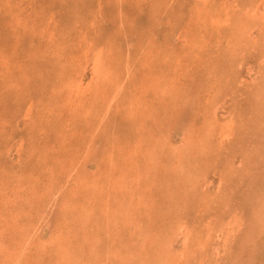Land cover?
Returning a JSON list of instances; mask_svg holds the SVG:
<instances>
[{
  "label": "rangeland",
  "instance_id": "obj_1",
  "mask_svg": "<svg viewBox=\"0 0 264 264\" xmlns=\"http://www.w3.org/2000/svg\"><path fill=\"white\" fill-rule=\"evenodd\" d=\"M263 72L264 0H0V264H264Z\"/></svg>",
  "mask_w": 264,
  "mask_h": 264
},
{
  "label": "bare ground",
  "instance_id": "obj_2",
  "mask_svg": "<svg viewBox=\"0 0 264 264\" xmlns=\"http://www.w3.org/2000/svg\"><path fill=\"white\" fill-rule=\"evenodd\" d=\"M34 1V0H33ZM166 1V0H165ZM211 1V0H210ZM170 3V2H169ZM205 2H203V4H204ZM225 3V2H224ZM209 4H210V2H209ZM172 5V4H171ZM170 5V6H171ZM176 5V4H175ZM182 5V4H181ZM204 5H206V4H204ZM210 5H212V4H210ZM225 5V4H224ZM228 5V4H227ZM13 6V5H12ZM185 6V5H184ZM183 6V7H184ZM164 7V6H163ZM199 7V6H198ZM206 7V6H205ZM237 7V6H236ZM10 9V8H9ZM36 9V8H35ZM206 9V8H205ZM248 9V8H247ZM254 10V9H253ZM173 11H174V9H173ZM184 11V10H183ZM222 12V11H221ZM229 12V11H228ZM46 14V13H45ZM100 15V14H99ZM62 16V15H61ZM212 16V15H211ZM174 17V16H173ZM213 17V16H212ZM219 17V16H218ZM241 17V16H240ZM19 18V17H18ZM94 18V17H93ZM109 18V17H108ZM32 19V18H31ZM107 19V18H106ZM33 20V19H32ZM44 21V20H43ZM48 21V20H47ZM65 21V20H64ZM221 21V20H220ZM238 21H239V18H238ZM241 21V20H240ZM217 22H218V20H217ZM54 23V22H53ZM39 24V23H38ZM25 25V24H24ZM237 25V24H236ZM130 26V25H129ZM92 27V26H91ZM229 27V26H228ZM240 27V26H239ZM43 28V27H42ZM123 28V27H122ZM44 30V29H43ZM241 30V29H240ZM228 32V31H227ZM239 37V36H238ZM52 38V37H51ZM56 38V37H55ZM194 38V37H193ZM241 38V37H240ZM189 44V43H188ZM48 53V52H47ZM55 56V55H54ZM100 57V56H99ZM187 57V56H186ZM119 58H121V57H119ZM101 59H98L97 61V63H99V61H100ZM151 60V59H150ZM36 62V61H35ZM58 63V62H57ZM76 64V63H75ZM98 67H96V68H99L100 67V65H97ZM126 66V65H125ZM130 66H132V65H130ZM64 67V66H63ZM127 68V67H126ZM36 69V68H35ZM31 70V69H30ZM32 71V70H31ZM70 71V70H69ZM33 72V71H32ZM264 73V72H263ZM262 73V74H263ZM128 74V73H127ZM105 75H108L107 73L105 74ZM113 75V74H112ZM128 76V75H127ZM159 77V76H158ZM101 78H103L102 76H101ZM100 78V79H101ZM110 78V77H109ZM112 78V77H111ZM111 78H110V81H111ZM115 78H117V77H115ZM119 78V77H118ZM44 79V78H43ZM107 79V78H106ZM154 79V78H153ZM31 80H32V78H31ZM102 80V79H101ZM113 80V79H112ZM159 80V79H158ZM46 81V80H45ZM114 81H116V79L114 80ZM155 81V80H154ZM168 81V80H167ZM104 82V81H103ZM109 82V81H108ZM152 82V81H151ZM166 81L164 80V83H165ZM117 83V82H116ZM104 84H105V82H104ZM111 84H112V82H111ZM107 85V84H106ZM166 85V84H165ZM71 86V85H70ZM109 86H111V85H109ZM122 86H124V85H121V84H119V88H122ZM144 86H145V84H144ZM74 87V86H73ZM98 87H100V85L98 84ZM105 87H107V86H105ZM63 88V87H62ZM66 88H68V87H66ZM118 88V87H117ZM136 89V88H135ZM146 89V88H145ZM88 90V89H87ZM264 90V89H263ZM136 91V90H135ZM157 91V90H156ZM40 92V91H39ZM83 92V91H82ZM92 92V91H91ZM95 92V91H94ZM116 92V91H115ZM114 92V95H116L117 93H115ZM150 92V91H149ZM93 93V92H92ZM139 93V92H138ZM141 93V92H140ZM258 93V92H257ZM260 93V92H259ZM258 93V94H259ZM84 94H86V93H84ZM94 94V93H93ZM96 94V93H95ZM144 94V93H143ZM262 94V93H261ZM78 95V94H77ZM103 95V94H102ZM137 95V94H136ZM19 96V95H18ZM138 96V95H137ZM91 97V96H90ZM103 97V96H102ZM143 97V96H142ZM146 97V96H145ZM21 98V97H20ZM92 98V97H91ZM94 98V97H93ZM22 99V98H21ZM75 99V98H74ZM88 99V98H87ZM31 100V99H30ZM29 101V100H28ZM74 101V100H73ZM113 101V100H112ZM111 101V102H112ZM115 101V100H114ZM127 101V100H126ZM20 102V101H19ZM102 103H103V101H102ZM113 103V102H112ZM111 104V103H110ZM26 105V104H25ZM71 105V104H70ZM109 107V106H108ZM97 109V108H96ZM35 110V109H34ZM51 111V110H50ZM57 112V111H56ZM55 112V113H56ZM34 113V112H33ZM58 114V113H57ZM28 115V114H27ZM7 116H9V115H7ZM47 116V115H46ZM15 117V116H14ZM23 117V116H22ZM33 117V116H32ZM45 117V116H44ZM27 118V117H26ZM34 118V117H33ZM6 119V118H5ZM4 120V119H3ZM12 120V119H11ZM29 120V119H28ZM31 120V119H30ZM35 120V119H34ZM6 121V120H5ZM141 121V120H140ZM12 122V121H11ZM167 122V121H166ZM7 123V122H6ZM229 123V122H228ZM21 124V123H20ZM48 124V123H47ZM227 124V123H226ZM55 125V124H54ZM32 126V125H31ZM156 126V125H155ZM227 126H228V124H227ZM231 126V125H230ZM38 127V126H37ZM56 127V126H55ZM1 128V127H0ZM31 128V127H30ZM54 128V127H53ZM228 128V127H227ZM10 129V128H9ZM24 129V128H23ZM49 129V128H48ZM229 129V128H228ZM43 131V130H42ZM46 131V130H45ZM222 132H223V129H222ZM35 134V133H34ZM37 134V133H36ZM95 134V133H94ZM27 135V134H26ZM42 135V134H41ZM161 136V135H160ZM227 137V136H226ZM2 139V138H1ZM23 139V138H22ZM24 142V141H23ZM160 143V142H159ZM202 143V142H201ZM23 144H21V146H22ZM139 145V144H138ZM144 145V144H143ZM140 147H142V146H140ZM22 148H23V146H22ZM108 149V148H107ZM21 150V149H20ZM134 150H136V149H134ZM110 152V151H109ZM109 152H108V154H109ZM57 153V152H56ZM107 153V152H106ZM137 154V153H136ZM36 155V154H35ZM116 155H118V154H116ZM119 156V155H118ZM132 156H133V154H132ZM152 156V155H151ZM105 157V156H104ZM121 157V156H120ZM131 157V156H130ZM134 157V158H133ZM133 157H131V158H133V160L135 161V159L137 158V157H135V156H133ZM142 157V156H141ZM108 158V157H107ZM127 158V157H126ZM113 159H115V158H113ZM112 159V160H113ZM118 159V158H117ZM106 160V159H105ZM132 160V159H131ZM131 160H128V164L129 163H131L132 161ZM103 161V160H102ZM107 161H110V159L109 160H106V161H104L106 164L108 163ZM118 161H120V160H117V162ZM124 161H125V159H124ZM138 158H137V163H138ZM103 162V163H104ZM151 162V161H150ZM3 163V162H2ZM111 163V162H110ZM114 163V162H113ZM154 163V162H153ZM126 164H127V162H126ZM134 165H135V163H133ZM133 164H132V166H133ZM151 164V163H150ZM3 165V164H2ZM118 165H119V163H118ZM121 165L123 166V167H125L124 166V163H122L121 162ZM114 166V165H113ZM117 166V165H116ZM136 166V165H135ZM134 166V167H135ZM175 166V165H174ZM127 167V166H126ZM137 167H139V166H137ZM112 167H110V169H111ZM116 168H118V167H116ZM128 169H130V167L128 168ZM116 170H118V169H116ZM125 170H127L126 168H125ZM132 170V169H131ZM130 170V171H131ZM152 170V169H151ZM118 172H119V170H118ZM109 173V172H108ZM113 174H114V172H112ZM4 174V173H3ZM24 174V173H23ZM117 174V173H116ZM120 174V173H119ZM123 174V173H122ZM24 175H26V174H24ZM23 175V176H24ZM118 175V174H117ZM124 175V174H123ZM129 175V174H128ZM131 175V174H130ZM110 176V175H109ZM20 177V176H19ZM35 177V176H34ZM68 177V179H70L69 181H73V184H71V190H72V193L73 194H77V190L75 189V188H73V186H78V184L80 183V180H79V178L78 177H76V178H73L74 176H73V174H71V176H70V174L67 176ZM128 177V176H127ZM26 178V177H25ZM131 178V177H130ZM23 179H24V177H23ZM119 179V178H118ZM133 179V178H132ZM134 180V179H133ZM12 181V180H11ZM118 181H120V182H122V179H119ZM9 182V181H8ZM24 182V181H23ZM23 182H21V183H23ZM74 182H75V184H74ZM134 182V181H133ZM70 184V183H69ZM123 184V183H122ZM21 185V184H20ZM88 185H89V183H88ZM109 185V184H108ZM130 186V185H129ZM99 187V186H98ZM7 188V187H6ZM16 188V187H15ZM13 189V188H12ZM83 189V188H82ZM85 189V188H84ZM9 192H10V187H9ZM99 190V189H98ZM24 193V192H23ZM81 193V192H80ZM109 193V192H108ZM257 193V192H256ZM25 194V193H24ZM103 194V193H102ZM234 194V193H233ZM250 194V193H249ZM29 195V194H28ZM84 195V194H83ZM92 195H93V193H92ZM95 195V194H94ZM17 196V195H16ZM81 197H82V195H80ZM84 197H87V196H85L84 195ZM110 197V196H109ZM86 199V198H85ZM9 201V200H8ZM85 202H86V200H84ZM85 202H83V203H85ZM13 203H15V202H13ZM78 203V202H77ZM90 203V202H89ZM93 203V202H92ZM6 204V203H5ZM80 204V203H79ZM95 204H96V202H95ZM81 205H82V203H81ZM81 205H78V206H81ZM85 205L86 206H88V203L86 204L85 203ZM83 206V205H82ZM19 207V206H18ZM102 207V206H101ZM20 208V207H19ZM83 208H84V206H83ZM71 209H73V208H71ZM77 209V208H76ZM82 209V208H81ZM81 209H80V211H81ZM10 210V209H9ZM16 210V209H15ZM79 210V209H78ZM12 212V211H11ZM21 212V211H20ZM262 212V211H261ZM1 213V212H0ZM236 213V212H235ZM52 214V213H51ZM83 214V213H82ZM4 215H2V213H1V217H3ZM88 216H89V214H88ZM18 217V216H17ZM5 217H3V219H4ZM7 218V217H6ZM9 219V218H8ZM67 219V218H66ZM11 220V219H10ZM69 220V219H68ZM67 220V221H68ZM83 220H88V218L87 219H83ZM1 221V220H0ZM62 221H63V219H62ZM64 221H66V220H64ZM67 221L66 222H63V224H64V227H65V223H67ZM71 220H69V222H70ZM7 222V221H6ZM5 222V223H6ZM9 222V221H8ZM11 222V221H10ZM209 222V221H208ZM7 224V223H6ZM6 224H4L3 223V225L5 226ZM69 224V223H68ZM210 224V223H209ZM2 225V224H1ZM2 225V226H3ZM11 225V224H10ZM67 226H69V225H67ZM253 226V225H252ZM9 227V226H8ZM58 227V226H57ZM70 227V226H69ZM2 228V227H1ZM4 228V227H3ZM11 229V228H10ZM14 229V228H13ZM246 229V228H245ZM249 229V228H248ZM12 230V229H11ZM15 230V229H14ZM66 230V229H65ZM0 231H2V230H0ZM57 231V230H56ZM70 231V230H69ZM139 231V230H138ZM208 231V230H207ZM3 232V231H2ZM140 232V231H139ZM7 233V232H6ZM12 233H13V231H12ZM57 233V232H56ZM78 233V232H77ZM239 233V232H238ZM2 234V233H1ZM6 235V234H5ZM61 235V234H60ZM193 235V234H192ZM3 236V235H2ZM16 236H17V234H16ZM19 236V235H18ZM22 236V235H21ZM66 236V235H65ZM4 237V236H3ZM14 237V236H13ZM55 237V236H54ZM210 237V236H209ZM218 237V236H217ZM11 238V237H10ZM15 238V237H14ZM193 238V237H192ZM16 239H18L17 237H16ZM217 239V238H216ZM51 240V239H50ZM18 241H20V240H18ZM148 241V240H147ZM89 241H87V243H88ZM188 242V241H187ZM12 243V242H11ZM43 243V242H42ZM66 243V242H65ZM0 244H1V242H0ZM90 244V243H89ZM88 244V245H89ZM2 245V244H1ZM10 245V244H9ZM12 245V244H11ZM10 245V246H11ZM51 245V244H50ZM92 245V244H91ZM224 245H225V243H224ZM229 245V244H228ZM204 246V245H203ZM227 246V245H226ZM79 247V246H78ZM91 247V246H90ZM225 247V246H224ZM56 248V247H55ZM39 249V248H38ZM41 249V248H40ZM187 249V248H186ZM225 249V248H224ZM15 250V249H14ZM205 250V249H204ZM45 251V250H44ZM206 251V250H205ZM11 252V251H10ZM23 252V251H22ZM25 253V252H24ZM12 254V253H11ZM69 254H70V252H69ZM128 254V253H127ZM39 255V254H38ZM82 255V254H81ZM95 255V254H94ZM98 255V254H97ZM9 256V255H8ZM63 256V255H62ZM183 256V255H182ZM0 257H1V255H0ZM59 257V256H58ZM108 257V256H107ZM19 259H21V258H19ZM19 259H17V260H19ZM24 259V258H23ZM110 259V258H109ZM27 260V259H26ZM182 260V259H181ZM25 261V260H24ZM232 261V260H231ZM17 262H19V261H17ZM51 262V261H50ZM56 262V261H55ZM60 262V261H59ZM110 262V261H109ZM122 262V261H121ZM96 263V262H95ZM111 263V262H110ZM124 262H122V264H123ZM18 264H20V263H18ZM109 264V263H108ZM125 264V263H124ZM164 264V263H163Z\"/></svg>",
  "mask_w": 264,
  "mask_h": 264
}]
</instances>
